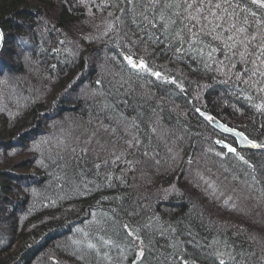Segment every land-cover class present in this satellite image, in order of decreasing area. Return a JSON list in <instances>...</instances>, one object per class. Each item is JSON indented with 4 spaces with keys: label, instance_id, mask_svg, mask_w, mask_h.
<instances>
[{
    "label": "trees",
    "instance_id": "16d2710c",
    "mask_svg": "<svg viewBox=\"0 0 264 264\" xmlns=\"http://www.w3.org/2000/svg\"><path fill=\"white\" fill-rule=\"evenodd\" d=\"M145 2L0 0V264H264L257 249L264 210L254 215L245 197L226 214L234 226L222 224L226 205H202L204 178L186 161L198 157L210 170L223 160L205 151L225 153L228 163L242 164L249 192L264 194V169L256 170L264 164V64H252L254 55L249 63L239 56L230 62L212 35L176 51L179 28L164 30L159 21L153 28L140 16ZM235 3L245 26L264 36V7ZM126 55L149 70L163 68L173 82L145 78ZM207 116L259 149L240 151L244 163L226 153L216 137L232 138ZM175 146L178 165L167 154ZM147 171L158 178L137 179ZM172 187L175 193L165 195ZM243 222L248 231L236 226ZM53 240L57 262L42 255Z\"/></svg>",
    "mask_w": 264,
    "mask_h": 264
},
{
    "label": "snow or ice",
    "instance_id": "6c2138e0",
    "mask_svg": "<svg viewBox=\"0 0 264 264\" xmlns=\"http://www.w3.org/2000/svg\"><path fill=\"white\" fill-rule=\"evenodd\" d=\"M135 3L136 0H127V5ZM252 3H259L264 7V0H252ZM238 8L239 4L234 5V0H146L140 16L153 28L156 27L153 21H159L164 30H168L172 25L177 26L179 31H176L175 35L180 37L181 44V47L176 49L178 52L183 50L184 43L194 46L201 36L212 35L213 39L223 44V49L226 51L221 50V52L230 62L233 57L239 56L242 62L249 63L247 58L254 55L256 60L251 61L252 64H256L257 60L264 64V36L251 32L245 26L246 18L241 21L237 15ZM147 11L154 13L151 19L145 14ZM185 32L189 34L187 40L183 36ZM217 50L215 47L211 48L209 56ZM198 51L202 52V49ZM127 62L134 69H147L143 61L137 63L131 57H127ZM232 67H235V63H232ZM257 71L258 69L253 70L252 74L255 75ZM154 75L159 76L160 73L156 72ZM228 150L235 152L233 148ZM140 255L142 256L143 253L141 252ZM220 264L225 262L221 260Z\"/></svg>",
    "mask_w": 264,
    "mask_h": 264
},
{
    "label": "rangeland",
    "instance_id": "374dc122",
    "mask_svg": "<svg viewBox=\"0 0 264 264\" xmlns=\"http://www.w3.org/2000/svg\"><path fill=\"white\" fill-rule=\"evenodd\" d=\"M14 21V20H13ZM11 27V26H10ZM8 31H11V29H9ZM3 29L0 27V41L2 42H0V50L3 48V43H4V38H3ZM2 38V39H1ZM9 46V45H8ZM10 47V46H9ZM4 49V48H3ZM148 52V51H147ZM147 52H145V53H143V54H139V55H141L143 58H144V56L146 55L147 56ZM135 56V55H134ZM140 56V57H141ZM125 58L126 57H130V56H124ZM29 58V57H28ZM27 58V59H28ZM132 59H133V57H131ZM125 60H127V58L125 59ZM133 61L134 62H139V61H141V60H135V59H133ZM6 63H8V65H10V63H9V61H6ZM227 63H228V60L227 59H222L221 61H220V64L221 65H223L224 66V64H226L227 65ZM144 64H146V63H144ZM6 65V64H5ZM206 66V64H204V63H196L195 64V67H197V69H202L203 67H205ZM133 68V67H132ZM4 69H5V72H7V66H4ZM139 70H137V71H139L140 73H142V72H144V75H145V78L147 77V75H150L152 78H153V81H155L157 84H159V83H170V82H173V80H171V77H168L167 76V73L165 72L166 70H164L163 68L162 69H160V70H155V69H153V70H149L148 68L145 70V69H143V68H138ZM156 72H158V73H160V75L159 76H156V75H154V73H156ZM219 75H220V73H219ZM221 76H223L222 74H221ZM224 77V76H223ZM1 78V77H0ZM154 82V83H155ZM44 85H45V83H44ZM47 86L49 87V86H51V85H48V83H47ZM175 86L177 87L176 89H178V84H175ZM169 113H173V112H170L169 111ZM171 119L173 120V121H177L176 119H175V117H176V115L173 113L172 115H171ZM208 117V121L213 125V127L215 128V129H217L218 131H219V133H221L222 134V136L223 135H227V136H230V138H232V142H233V135L231 134V133H229V132H224V131H222V130H220L217 126H215L214 125V122L215 121H217V122H220L222 125H224V126H226V127H228V128H233L234 130H239V129H237V128H235V127H231L230 125H228L227 123H225V122H222L221 120H219V119H217L216 117L215 118H209V116H207ZM244 134V133H243ZM244 136L246 137V135L244 134ZM229 138V137H228ZM247 138V137H246ZM248 139V138H247ZM234 140H235V138H234ZM248 140H250V139H248ZM250 141H252V140H250ZM215 142L217 143V144H227V143H232V142H230L228 139L227 140H225V137H222V138H218V137H216V140H215ZM252 142H254V141H252ZM255 144H256V146L257 147H259L258 146V144L255 142ZM224 145V146H225ZM174 147V146H173ZM176 148H173L172 150H174V152L173 153H175V154H172L170 151H167V154H168V156H172V159H171V162L173 163L175 160H176V162H174L173 163V165H178L180 162H182L181 160H180V156H179V154H177L178 152L176 151V149H177V146H175ZM210 148V147H209ZM233 149H235V152H231V151H229L228 149H223L226 153H232V154H234L235 155V157L238 159V160H240V161H242V163H244V161H245V159L244 158H246V156L245 155H243V153H241L240 151H243V152H246V151H249V150H257V148H249V149H244V148H240L239 147V145L238 146H235V148H233ZM180 150V149H179ZM206 153H208V154H212V155H214V156H218L221 160H223L222 161V163H218L217 165L216 164H214V163H211V164H213L214 166H212L213 167V169H210L209 170V168L211 167V166H207V167H204L203 166V163H202V159H198V157H192L193 158V161H191V162H189V160L187 159L186 161L188 162V164H192V162H193V164L192 165H190L191 167H194V168H196V167H199V168H197L196 169V171L194 170L193 171V173L196 175V174H198V175H201L200 177H201V179H203L204 178V182H205V184H206V187H205V189L204 188H201V187H199V189H200V195L202 196V197H204V198H202L203 199V201H202V205H204V206H206V205H211V206H216V207H218V206H225V209H222V211H224L225 212V215H220V217H223V218H221L220 219V217L218 218V219H220L221 221V223L222 224H226V225H231V223H232V226H234V224L233 223H235V222H231V221H227L226 220V214H227V212H230L231 211V209L232 208H234V210H233V212H236V208H238V204L239 203H241V202H244V200H245V197H247L249 200H247V202H246V205L249 207V209L251 208V212L252 213H254V215L256 214L257 215V213H261V212H263V210H264V194H259V195H257L258 197H256V196H253L252 194H251V192H249V190H251L252 188L251 187H253V185H251V187L250 186H248L247 185V183L245 182V184H244V179H245V177L240 173V171H242L243 170V168H242V164L240 165H233L232 163H228V162H230V161H232V159L231 158H226L227 156H226V154L225 153H220V154H218V153H215L214 151L212 152V151H210L209 149H207L206 151H205ZM207 154V155H208ZM174 156V157H173ZM224 156H226L225 158H224ZM244 156V157H243ZM185 157V156H184ZM186 158H188V157H186ZM209 159V158H208ZM229 161H228V160ZM231 159V160H230ZM192 160V159H191ZM209 162H210V160H209ZM209 162H208V164H209ZM226 164H225V163ZM187 164V163H186ZM147 165V164H146ZM263 167H262V166ZM260 166H259V164L257 165V169L256 170H261V169H264V164H261ZM187 168L189 167L188 165H185ZM167 166L166 165H163V166H160L159 168H165V170H168V168H166ZM148 168V167H147ZM216 168V169H215ZM132 169V168H131ZM155 169H157V168H155ZM154 169V171L156 172V170ZM189 169V168H188ZM147 170H150V171H152L153 170V168L152 169H150V168H148ZM29 173H31V174H34L35 173V170H34V168H28V170H27ZM150 171H147L145 174L144 173H142V174H140L139 173V176H136L137 177V179H140V176H141V178L142 179H145V180H153V179H155V178H158V176L156 175V173H155V175L153 176V177H150V175H152V173H150ZM264 171V170H263ZM24 171H22V173H23ZM238 172V174L239 175H241L240 176V179L236 176V175H234L235 173H237ZM207 174H212V175H214V174H216L215 176L216 177H213V178H210L209 177V179L207 178L206 179V175ZM161 175V174H160ZM181 175V174H180ZM132 176V178H133V174L131 175ZM135 176V175H134ZM175 176V175H174ZM177 176V175H176ZM175 176V177H176ZM215 178L219 181L218 183L216 182V180H215ZM134 179H136L135 177H134ZM211 180V181H210ZM214 182V184H212L211 182ZM239 181V182H238ZM147 183H148V181H147ZM246 185V186H245ZM179 188V187H178ZM181 189V188H180ZM187 189V188H186ZM186 189L185 188H183V190L184 191H186ZM165 190V189H164ZM167 190H170V189H166L165 191H164V194L165 195H167V194H173V193H175L174 191L176 190H174L173 189V187H172V189L170 190V191H167ZM181 191V190H180ZM199 195V194H198ZM217 209V208H216ZM219 212H220V210L218 211V209H217V211H215L214 212V214H213V216L215 217V219H217V217L219 216ZM251 213V214H252ZM91 221H93V220H91ZM219 222V223H220ZM236 225V224H235ZM237 227H238V229L239 230H244V231H248L247 230V228L249 229V227L247 226V224L245 225V222H243L242 224H238L237 223V225H236ZM254 228V227H253ZM253 228H251V229H253ZM257 230H259V229H261L260 227H258V228H256ZM255 230V229H254ZM252 231V230H251ZM263 231V230H262ZM262 238H264V236H262V235H260ZM62 240V239H61ZM131 240H132V242H133V245H135L134 246V249H135V251H134V253H135V259H136V261H138L137 263H139L140 262V259H142V257L143 256H141L140 255V253L142 252V246L140 245L141 243H140V240H139V238H132L131 237ZM54 242V240L51 242L50 241V244H49V242H48V247H47V250L42 254V255H46V257H48V258H50L51 260H53V262H57V260H55L54 258H53V256H51L52 254L50 253V252H52L53 250H52V247L54 246L53 243ZM15 245H12L11 247H10V249L8 250V252L10 251V253L12 254L14 251H15ZM257 249L258 250H260L261 251V253H262V255L263 256H261L260 257V260L262 261L263 260V262H264V244H262V245H260V246H258L257 247ZM41 255V256H42ZM190 256H192L193 257V255L192 254H189ZM50 256V257H49ZM47 258V259H48Z\"/></svg>",
    "mask_w": 264,
    "mask_h": 264
},
{
    "label": "water",
    "instance_id": "95a60500",
    "mask_svg": "<svg viewBox=\"0 0 264 264\" xmlns=\"http://www.w3.org/2000/svg\"><path fill=\"white\" fill-rule=\"evenodd\" d=\"M214 125L217 126L220 130H222V131H224L226 133L229 132V133L235 135V137L237 139V143H238V145H239L240 148H244V149L257 148V146L255 145V143L254 142H251L250 140H248L244 136V134H242L241 132H239V131L237 132L234 129L228 128V127L222 125L220 122H217V121L214 122ZM222 145H225V144L222 143ZM225 147L227 149L231 148L228 145L227 146L225 145Z\"/></svg>",
    "mask_w": 264,
    "mask_h": 264
},
{
    "label": "bare ground",
    "instance_id": "6f19581e",
    "mask_svg": "<svg viewBox=\"0 0 264 264\" xmlns=\"http://www.w3.org/2000/svg\"><path fill=\"white\" fill-rule=\"evenodd\" d=\"M2 39V38H1ZM1 42V41H0ZM2 43V42H1ZM85 87H89L87 84H85L84 85ZM61 108H59L58 110H60ZM53 110V109H52ZM233 129V128H232ZM237 132L239 131V132H241L240 130H236ZM242 134H243V132H241ZM233 135V134H232ZM234 138H235V140H234ZM37 142V141H36ZM252 142V141H251ZM255 143V142H254ZM36 144V146L38 145V143H35ZM218 145V147L220 148V149H227L224 145H222V144H217ZM229 146V147H231V148H235V146H238V143H237V139H236V137H235V135H233V142L232 143H227L226 144V146ZM256 145V144H255ZM257 149H259V147H257ZM134 238H138L137 236H133V239Z\"/></svg>",
    "mask_w": 264,
    "mask_h": 264
}]
</instances>
